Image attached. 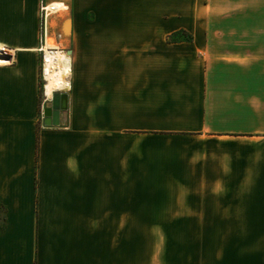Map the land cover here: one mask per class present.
<instances>
[{"label": "crops", "instance_id": "crops-1", "mask_svg": "<svg viewBox=\"0 0 264 264\" xmlns=\"http://www.w3.org/2000/svg\"><path fill=\"white\" fill-rule=\"evenodd\" d=\"M43 1L0 0V264H264V0Z\"/></svg>", "mask_w": 264, "mask_h": 264}, {"label": "bare ground", "instance_id": "bare-ground-1", "mask_svg": "<svg viewBox=\"0 0 264 264\" xmlns=\"http://www.w3.org/2000/svg\"><path fill=\"white\" fill-rule=\"evenodd\" d=\"M46 48L43 49L42 47L45 54V65L47 70V84L44 98L45 100H50L51 94L55 90H68L70 86L69 74L71 70L67 62L69 60L67 54L60 52H46ZM52 49L63 50L60 48ZM7 52L8 51H5V49H0V62L6 60Z\"/></svg>", "mask_w": 264, "mask_h": 264}, {"label": "water", "instance_id": "water-1", "mask_svg": "<svg viewBox=\"0 0 264 264\" xmlns=\"http://www.w3.org/2000/svg\"><path fill=\"white\" fill-rule=\"evenodd\" d=\"M68 107L67 90H55L50 97V104L42 108V123L45 125H58L60 113Z\"/></svg>", "mask_w": 264, "mask_h": 264}, {"label": "built area", "instance_id": "built-area-1", "mask_svg": "<svg viewBox=\"0 0 264 264\" xmlns=\"http://www.w3.org/2000/svg\"><path fill=\"white\" fill-rule=\"evenodd\" d=\"M66 8H67V4H65V3L61 2V1H59V2L58 1L45 2V1L41 0V2H40V10H41V17H42V32H43V35L46 34V18H47V16L50 13L57 12L59 10H63V9H66ZM57 35H59V34H57ZM6 58L8 59L9 56L7 55Z\"/></svg>", "mask_w": 264, "mask_h": 264}, {"label": "rangeland", "instance_id": "rangeland-1", "mask_svg": "<svg viewBox=\"0 0 264 264\" xmlns=\"http://www.w3.org/2000/svg\"><path fill=\"white\" fill-rule=\"evenodd\" d=\"M51 38H54L55 36L54 35H51L50 36ZM51 46H53V47H56V46H58V44H50V47ZM5 59H7V58H5ZM44 60V59H43ZM44 81L43 80H41V93H40V99H42L43 100V94H42V83H43ZM45 92V91H44ZM49 103H50V100H47ZM2 216H3V212H2V210L0 209V222H1V219H2Z\"/></svg>", "mask_w": 264, "mask_h": 264}]
</instances>
